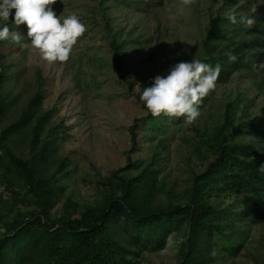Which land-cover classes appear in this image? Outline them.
Segmentation results:
<instances>
[{
    "label": "rangeland",
    "instance_id": "374dc122",
    "mask_svg": "<svg viewBox=\"0 0 264 264\" xmlns=\"http://www.w3.org/2000/svg\"><path fill=\"white\" fill-rule=\"evenodd\" d=\"M238 1L57 0L52 7L61 21L75 13L87 28L63 62L42 57L27 35V24L15 25L12 10L3 23L9 25L10 36L20 35L21 40L0 41V142L33 164L37 176L50 181L54 189L50 218H79L107 196L122 194L117 176L134 178L146 167L158 176L150 197L153 207L186 203L195 177L213 159L202 140L223 123L228 106L236 125L260 119L263 131L229 130V135L255 146L258 158L264 159L263 77L244 69L217 82L193 122L153 116L140 99L155 76L166 74L178 62L205 57L202 43L212 17L221 14L231 20L235 15L234 24H225L227 37L234 43L247 40L248 25L237 26L242 14ZM113 42L127 54L121 70ZM25 110L30 111L27 123L10 129ZM151 119L161 122L162 129L153 127ZM134 123L135 148L130 131ZM11 169L7 157L0 159V235L41 208ZM110 178L114 185L107 184ZM244 198L228 192L211 197L218 210L236 220L224 222L225 230L238 241L243 239V245L234 255L223 250L220 241L213 255L197 264H264V219L247 213ZM186 232V224L170 231L164 247L144 251L140 264H180ZM116 236L136 250L122 234Z\"/></svg>",
    "mask_w": 264,
    "mask_h": 264
},
{
    "label": "trees",
    "instance_id": "16d2710c",
    "mask_svg": "<svg viewBox=\"0 0 264 264\" xmlns=\"http://www.w3.org/2000/svg\"><path fill=\"white\" fill-rule=\"evenodd\" d=\"M238 3L242 11L238 16L239 28L244 29L246 18H255V24L247 29L250 37L232 42L227 37L225 24L234 22L219 14L211 18L202 43L205 57L201 60L213 67L221 66L217 82L244 69L257 78H264V2L239 0ZM112 47L121 70L127 54L117 42H113ZM231 56L237 59L233 61ZM2 79L0 74V85ZM29 117L30 111L25 110L10 129L25 125ZM225 118L211 136L202 140L213 159L206 171L195 177L186 203L153 207L150 197L157 188L158 176L155 169L146 167L130 179L115 173L122 182V194L107 196L103 204L73 219L50 218L54 192L50 181L37 176L33 164L24 162L0 142V159L4 162L7 157L11 161L10 171L23 179L28 194L41 204L40 210L32 212L28 220L0 235V264H140L144 251L164 247L169 232L182 224H186L187 232L180 264H197L200 259L211 257L220 241L224 243L223 250L237 254L243 239L238 241L228 234L224 224L229 219L232 223L236 220L225 210H218L211 197L227 192L245 195L247 213L264 219V171L261 170L264 159L258 158L255 146L240 143L229 135V130L245 133L247 129L258 133L263 127L261 129L259 118L236 125L231 106L227 107ZM151 124L162 129L159 121L151 119ZM137 126L134 123L130 127L133 148L137 146ZM114 183L112 178L107 181L110 185ZM116 234H122L136 250L123 245ZM34 251L37 256L33 255Z\"/></svg>",
    "mask_w": 264,
    "mask_h": 264
},
{
    "label": "clouds",
    "instance_id": "9594fccd",
    "mask_svg": "<svg viewBox=\"0 0 264 264\" xmlns=\"http://www.w3.org/2000/svg\"><path fill=\"white\" fill-rule=\"evenodd\" d=\"M264 2V0H261ZM57 0H0V41L19 43L20 35L10 36L8 21L15 9L14 23L28 26V37L34 48L49 61H67L78 39L86 32V25L73 13L63 18L52 7ZM185 4L191 0H184ZM236 22V16L230 17ZM252 27L255 18H246ZM236 60V56H231ZM221 66L213 67L199 59L174 64L166 74L153 78L150 86L144 87L140 99L153 116L185 117L193 122L201 115L200 105L210 91L217 87ZM264 171V166H262Z\"/></svg>",
    "mask_w": 264,
    "mask_h": 264
}]
</instances>
